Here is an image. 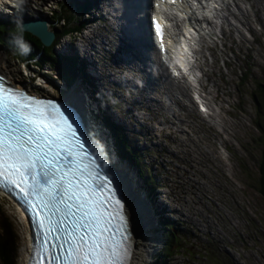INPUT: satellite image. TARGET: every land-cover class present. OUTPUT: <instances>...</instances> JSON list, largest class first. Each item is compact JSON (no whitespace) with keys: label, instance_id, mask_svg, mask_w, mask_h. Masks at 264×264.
<instances>
[{"label":"rangeland","instance_id":"rangeland-1","mask_svg":"<svg viewBox=\"0 0 264 264\" xmlns=\"http://www.w3.org/2000/svg\"><path fill=\"white\" fill-rule=\"evenodd\" d=\"M21 1L28 5L32 0ZM53 1H55L54 5L51 0H42L37 7L31 6L21 11L29 17L30 15L40 17L39 15L42 13L43 17L40 18L48 20L52 29L54 27L60 28L61 25H65V21L61 19L53 22L52 16L56 12L60 13V4L63 1ZM84 1L92 5L94 2L93 0H78L76 2L77 9L70 5L73 3L70 0L63 2V4L70 5L69 11L72 10L74 16L72 25H81V30L63 36L55 50L61 55L78 54L82 63L81 68L84 70L85 67V72L95 81L92 84L93 89H96L94 90L95 93L89 92V88L83 85L81 79H77L73 84L74 87H69L53 69L47 67L40 69L32 64L17 67L7 54L0 53L10 60L18 77L15 81L24 82L25 86L34 92H46L60 99H66V92L73 95L77 94V96L87 94L89 98L87 100H90V107H92L91 111L93 106L96 107L91 99L93 101L95 99L101 100V96L105 99H102V104H99L101 111L98 116L101 119L94 118V126L97 128L99 125L101 138L104 141V145L100 144L103 153L105 154L107 149L112 154H110L111 157L113 155L116 157L122 168H128L131 172L138 171L135 166L122 160L119 155L117 156L116 152L114 154L115 147L116 151H119L117 148L118 139L111 126L112 123H115L118 127V134L123 137L124 144L133 147L140 156L145 178L150 175L153 180L154 197L150 195L144 181L137 179L141 183H139V189L143 192L141 194L150 199L154 212L155 208L158 209L159 207V211L163 213L159 212L161 221H158V226L151 227L149 230L150 233H153L152 237L156 246L155 257L151 258L149 263L264 264V202L259 192L262 145L260 141L261 132L256 127L260 115L257 99L260 102L264 101V90L262 91L260 87L264 86L261 84L264 82V21L262 22L257 17V15L264 17V8L260 3L262 2L264 5V0H247L244 2L246 5H243V1L239 3L238 0L239 17L236 16V18L240 23L244 21L241 25L247 27L240 25L231 27L230 29H235V31L232 37L229 38L228 36L225 41L226 46L222 43L213 50L214 57L215 55L218 57L215 58V63L213 60L208 61L209 71L212 74V77L211 75L208 76L211 78L209 87L211 85L212 88L214 83L222 85L221 91L215 86L214 88L228 102L221 103V105L229 114L222 112L219 105L213 107L214 102H212L215 113L216 110L218 111L217 118L214 117L216 119L206 116L204 118L203 115L201 118L197 111V105L193 106L181 100L182 97L180 99L168 98L167 93L164 92L165 89L163 90L162 87H174L175 84L172 79L167 78L166 74L161 75L159 73V76L150 74L149 76L153 75L159 78L158 81L162 83V87L155 89L154 82L152 83L153 86L146 88L145 86L148 84L142 82L138 75L143 77L146 71L144 73L137 71V68L144 67L145 63H136L135 60L129 59V54L128 56L119 55L120 49L122 52L128 51L130 53V51L126 46H123L125 44L123 41L117 40L116 34H111V25L106 24L99 27L96 23L90 24L92 21L90 16L93 17L95 14L97 17L96 10L88 8L89 14L84 13L83 17L80 15L82 8L85 7ZM253 4L260 5L262 11L256 14L251 6ZM64 9V13L67 14L68 10ZM243 11L246 13L250 11L252 17L245 18L241 14ZM241 16L243 17L241 18ZM246 20H250L253 29H255L254 36L250 33L249 24ZM236 23L238 25L237 21ZM232 25L231 23L230 26ZM83 28L84 30H82ZM236 28L240 29L241 32L237 31ZM87 35H90L91 39ZM118 47L121 48L118 50ZM98 59L100 61L102 59L104 62L100 69L96 64ZM122 64L128 66V70L121 72L119 68L123 66ZM89 65L95 70L89 69ZM154 66L155 69L156 65ZM211 66L213 67L211 68ZM35 75L39 76L36 80L33 79ZM160 75L163 78H160ZM154 81L156 80L154 79ZM181 84L182 88L180 89L182 90L183 86L185 88V84L183 82ZM221 112L224 116L219 114ZM182 115L185 118L179 121ZM175 120L177 123L173 125L172 122ZM229 121L234 125H229ZM163 122L168 125L161 126ZM196 122L202 127H197L200 128L199 133L196 131L197 128L195 129ZM207 122H210L208 123L209 126L211 124L223 136L219 139L216 138ZM181 129L187 130L185 137H183ZM211 130L212 132H209ZM207 136H211L213 139ZM201 137L204 141L203 148L211 151L212 143L208 142V144L206 141L208 139L213 141L218 150V153L214 154L222 153L224 157L222 170L218 167V164L221 163L218 159L210 162L205 156L198 153L199 150L195 143L189 140L193 138L198 141ZM228 143L229 145H227ZM195 156L202 158V166L196 164L195 167H192V159H195ZM211 157L214 158V155L211 154ZM116 166L119 169V165ZM121 177L123 178L122 175ZM137 191L139 194V190ZM0 202L4 205L7 214L13 219L18 232L17 247L14 250V264L15 257L16 264H26L27 259H25L24 252H27V248L29 249V229L11 202L2 196H0ZM167 218L174 222L173 231L179 240L181 237L180 245L171 250L172 257L170 259L164 256L163 251L166 248L161 250L162 245L164 246L165 242L170 239L164 235L169 230L163 229L165 227L162 226V219L164 221ZM140 243L138 240V244Z\"/></svg>","mask_w":264,"mask_h":264},{"label":"snow or ice","instance_id":"snow-or-ice-1","mask_svg":"<svg viewBox=\"0 0 264 264\" xmlns=\"http://www.w3.org/2000/svg\"><path fill=\"white\" fill-rule=\"evenodd\" d=\"M153 26L163 43L161 25L153 20ZM32 30L52 39L42 23ZM0 190L25 209L37 264H128L126 202L84 119L71 105L33 96L3 74Z\"/></svg>","mask_w":264,"mask_h":264},{"label":"bare ground","instance_id":"bare-ground-1","mask_svg":"<svg viewBox=\"0 0 264 264\" xmlns=\"http://www.w3.org/2000/svg\"><path fill=\"white\" fill-rule=\"evenodd\" d=\"M0 1H2V0H0ZM51 1H52L53 5H54L55 1H53V0H51ZM138 1H142V0H138ZM242 1H243V5H246L244 2L247 1V0H239V3H241ZM187 2L190 4L188 6H191L193 4H196L197 0H187ZM260 3H261V6L264 8L263 3L262 2H260ZM250 4H251V2H250ZM251 6H252V8H254L256 14L262 11V7L260 5H258V4L257 5L253 4ZM217 8L219 9V12H218V18L219 19H217L215 22H213L214 25H216V32L213 33V30L211 29V31L209 33H206V32L203 33V34H206L207 37H208L207 41L204 39L206 45L203 43V41H202V39H200V37L199 38L197 37L196 34H194L192 36L193 40H191V41H189L188 38H186V37H181L182 40L185 42V46L183 44V46L181 48H180V45L178 43H176V40L179 39L178 37H175L172 34L168 38H167L168 35L165 36L164 42H165V44L167 46L166 49L169 50L170 57H171V64L173 66L172 69L170 67L169 68L166 67V69L168 70L167 73H166V76H167L168 79H173V80H176L177 82H174V84H175L174 87L173 86L172 87L171 86L170 87H168V86L162 87V83H160L158 80L155 81V89H157L159 87H162L163 90L165 89L164 92L167 93V97L168 98L172 97L173 99H180V97H182L185 102H189L193 106L196 104L197 107H202L201 108V112L198 111V113H200L199 115H201V117L203 115L204 118H205V116L209 117V118H211V117H213V118L216 117L217 118L218 111L216 110V113H215V110L212 108V102H214L213 103V107H214V105H217V106L219 105L220 106L219 108H221L222 112L229 114V112L226 109H224L223 106L221 105V103H226L227 102L226 98L223 95H219V93L214 88V86H215L218 90L221 91L222 90V85H219L218 83H214V86L212 88H211V85L209 87V83L211 82V80H210L211 78H209L208 76L211 75V77H212V74L209 71L210 70V66H209V62L208 61L209 60H213V63H215V58H218V57H216V55H215V57L213 55L214 54L213 53L214 52L213 51V46L217 47L218 46L217 45L218 40L221 39V38H222L221 42L226 46L225 41L228 39V36H229V38L232 37L233 33L235 31V29L231 30L230 29L231 27H234L235 25L236 26L240 25L241 27H247V26H245V25L242 26L244 21H241L242 23H240V21L236 18V16L239 17V15H238L239 14L238 0H219V4H218L217 0H212V3L210 5L204 7V8L198 7V5H196L194 7H187L185 10H182L181 8H176V9H174V13L172 15V17L174 15H176V14L181 16V17H184L189 23H192L193 20H195V23H198L199 19H197V16L201 15L202 19H200V21L205 23L207 21V17L209 15H212L217 10ZM234 11H236L237 13L234 12ZM86 14H89V12H86ZM234 14H235V16H234ZM241 14H243L245 18H251L252 17L251 16L252 14L250 13V11H247V13L245 11H243ZM231 15H233V16L231 17ZM10 17H13L15 19L18 18L17 15H13V16H10ZM242 17L243 16H241V18ZM257 17L262 22L264 21V17L263 16H258L257 15ZM245 18H244V20H245ZM236 21L238 22V25H237ZM246 21L249 24L248 29H249L250 33L254 36L253 32H254L255 29H253V26H252L250 20H246ZM175 22H177V20H176L175 17H173V19L171 20V23H170V21H167V23L169 25H167L166 27L168 28V27L173 26V24H175ZM203 23H201V26L203 28L204 27H208V25H205ZM231 23L233 24L232 26H230ZM258 23H261V22L258 21ZM193 24L194 23H192V27H194ZM210 24H212V21L210 22ZM113 27L114 28L116 27L115 24H114ZM144 27L146 29V24H144ZM236 30L240 31V29L238 30L237 28H236ZM121 32H122V35L125 36V37H127V35H131V30H128V29H123V31H121ZM87 36H89L90 39H91L90 35H87ZM142 36H144V30L137 31V39L136 40H139ZM226 36H227V38H226ZM94 38H96V37H94ZM138 46L141 48V51H140V49L138 47H135L133 52L136 55H138V58L139 57L142 58L143 55H145V51L142 50V45H138ZM190 47H192V48L189 51V53L191 55L196 54V56L193 59L188 58L187 51H188V49ZM120 48L121 47H118V50ZM146 48H147V46H146ZM148 48H149V53L151 55L155 56V59L157 58L159 66L163 67V61L161 60V58H162L161 55H159L156 52L155 48L151 44L148 45ZM71 56H73V55H71ZM118 58H119V56H118ZM114 59H115V56H114ZM124 61H126V60H124ZM98 62L100 64L104 63L102 59H101V61L98 59ZM108 64H110V63H108ZM125 64H127V63L125 62ZM132 64H133V62H132ZM147 66L152 68V65L150 63L147 64L145 67H147ZM212 67L213 66H211V68ZM88 68L95 70V68L91 67L90 65H89ZM137 69H139V68H137ZM170 69L172 71H176V72H169ZM0 71L6 77H8L13 84L20 86V88L27 87V86H25L24 82L15 81L16 79H18V77L16 75V72L13 70L12 65L10 63V60H8V58H6V56L4 54H0ZM213 73H214V71H213ZM172 74H173V76H172ZM131 75H132V73H131ZM96 76H97V74H96ZM143 77L146 78L145 76H143ZM149 79H150V77L148 76V80ZM103 81H102V83H103ZM136 82H137V80H136ZM182 82L185 84V88L183 86V89L181 90L180 89V84ZM89 89H91L92 91L94 90L92 86ZM172 89H173V93L171 94ZM166 90H168V92H166ZM214 91H215V93H214ZM42 93L46 94V92H42ZM65 98L70 103H72L74 105H77L79 107V109L84 113L85 117L89 121L88 122L89 127H92L91 133L95 136V138L97 139L99 144L104 145L103 138H101L102 135H101V132L99 130V125H98L97 128L94 126V124H95L94 118L101 119L98 116V115H100L101 109H98V113H97V107L93 106V110L91 111L92 107H90V100H87V98H88L87 94H84V96H83V94L77 96V94L73 95L71 93H67L66 92ZM195 100H196V102H195ZM161 106L164 107V105H162V104H161ZM219 108L217 107L218 110H219ZM222 112L219 113V114L224 116ZM214 114H216V115H214ZM174 116H176V114H174ZM195 117H196V115H195ZM184 118L185 117L182 115L181 118L179 119V121H181ZM216 118H214V119H216ZM105 119H106V117H105ZM223 119H225V118H223ZM176 121L177 120L172 122L173 125H175L177 123ZM116 123H117V121H116ZM208 123H210V122H207V125L209 126ZM166 125H168V124L163 122V124L161 126H166ZM229 125H234V123L229 121ZM235 125H236V123H235ZM197 127H200V126L197 125V122H196L195 129ZM209 127L213 130L212 134L216 138L219 139V138H221L223 136V135H221V133H218V130L215 127H213L211 124H210ZM200 128H202V127H200ZM200 128H197L196 131L198 132V130ZM212 130L209 131V132H212ZM181 131L183 132V135H184L183 137H185V134H187L185 132H187V130L186 129H184V130L181 129ZM207 137L213 139L211 136H207ZM224 139H227V138H224ZM182 140H180L181 143H182ZM189 140H191L192 142L195 143L196 148H198V150H199L198 153L203 155V156H205V158L210 160V162H211V160L214 161V159H218L221 162L220 164H218V167H219V169L222 170V168H221L222 167V159H224V157L222 156L221 152L218 155L214 154L216 152L218 153V150L215 147V144L213 143V141L211 142L208 139L206 140L207 143L208 142L210 144L212 143V145H211L212 149H210L211 151H209L207 148L205 149V148L202 147V144H204V141L202 140V137L198 141L196 139H193V138H191ZM223 144H224V141H223ZM186 145L189 146L188 144H186ZM227 145H229V143ZM103 147H105V146H103ZM108 148H110V147H108ZM220 151H221V149H220ZM105 154H106L105 158H109V160L113 164L120 166V164L117 161L116 157L114 155H113V157H111L110 156L111 153H109V151H107V149L105 150ZM211 154L214 155V158L211 157ZM191 155H194V154L191 153ZM202 163H203L202 158H200L198 156H195V159H192V165H193L192 167H195L196 164L202 166L203 165ZM120 173L122 174V176L124 178V179L122 178L120 180V183L122 184V186L124 188V191H125V194H126V197H127L126 207H127V211H128V214H129L130 221H131V228H132V233H133L131 244L134 246V251L132 253L131 264H151L149 262H150L152 257H155V254H154L155 252L154 251H155V247L156 246L154 245V238L152 237L153 233H150L149 230H151V227L154 228V227L158 226V220H157L158 217L155 214L154 209H152V207L149 206V204H150L149 200L150 199H148L147 196L141 194V193H143L139 189L141 183L135 178V176H133L132 172L128 168H124V167L122 168L121 167ZM137 190H139V192H140L139 194L141 195L142 198L138 194ZM205 190L208 191V189H206V188H205ZM199 198H201V197L199 196ZM212 200H214V199H212ZM196 206H197V204H196ZM150 207H151V209H150ZM198 211H200V210H198ZM160 212L162 213V211H160ZM25 226L27 227V229H29V224L28 223H25ZM148 227H150V228H148ZM29 232H30V229H29ZM138 240L141 242L140 244H138ZM24 256H26L25 259H27V260L30 257V251H29L28 248H27V252H24Z\"/></svg>","mask_w":264,"mask_h":264},{"label":"trees","instance_id":"trees-1","mask_svg":"<svg viewBox=\"0 0 264 264\" xmlns=\"http://www.w3.org/2000/svg\"><path fill=\"white\" fill-rule=\"evenodd\" d=\"M70 5L72 7L78 8L76 4L77 0H70ZM85 7L81 10L80 15L83 17L84 13L87 12V9L90 8V4L86 1ZM66 5V6H65ZM70 5L62 4L60 13L56 12L55 16L52 18L54 21H60L61 19H65V25H61L60 28L54 27V31L56 33V39L54 43L50 47H46L43 45L42 41L32 35L31 33L24 31L21 27L23 20L21 18H13L8 16L0 15V53H5L9 56V58L14 61V63L19 67V65H28L31 63V60H35L36 66L40 69L50 68L57 72V76L61 78V80L66 83V86H73V84L77 81V79H81L83 81L84 86H88L87 83L90 84L88 80V76L84 70L81 68L82 63L77 54H73V56L69 55H61L59 54L55 48L61 41L62 37L68 34H71L74 31H79L81 25L73 26L72 25V10L69 11ZM66 8L68 13L65 14L64 11ZM73 9V8H72ZM77 12V11H75ZM43 17V16H40ZM31 61V62H30ZM92 84V83H91ZM264 85V82H261ZM262 91L264 90V86H260ZM102 97V96H101ZM258 102V111L260 113L259 119L257 120V129L261 132V145H262V162L260 166V175H259V192L261 193L263 202H264V101ZM107 121V119H106ZM108 123H110L108 121ZM112 130L114 131V135L117 140V148L118 155L122 158V160H129L133 165H135L142 176V179L146 180V186L154 189V184L152 178H145L143 174V168L141 166L140 156L136 153V150L130 145L124 144L123 137L118 134V127L115 123L111 124ZM119 135V137H118ZM150 176V175H149ZM162 226L169 230V232H165V237L168 236V241L165 242L163 246L166 248L164 252V256H167L168 259L172 257L173 248L176 249L177 245H180V240L174 233V222L172 220L166 219L162 223ZM171 231V232H170ZM17 236L18 232L16 229V225L5 210L4 205L0 202V264H14V256L17 247ZM164 259V258H163ZM166 259V260H168ZM16 264V257H15Z\"/></svg>","mask_w":264,"mask_h":264},{"label":"clouds","instance_id":"clouds-1","mask_svg":"<svg viewBox=\"0 0 264 264\" xmlns=\"http://www.w3.org/2000/svg\"><path fill=\"white\" fill-rule=\"evenodd\" d=\"M94 2H93V5L92 4H90L89 2H87L88 4H90V9H93V10H95V8H96V5H95V2H96V0H93ZM118 22V21H117ZM116 21H115V30H116V33L117 34H119V33H122L121 32V30L119 29V24L117 23ZM129 30V29H128ZM218 47V46H217ZM217 47H214L213 46V50L215 49V48H217ZM142 50H144L145 51V55H143V57L141 58V57H139L138 58V55H136L135 53H134V55H135V59H136V62H139V63H145V66L147 65V64H151L152 65V68L151 67H149V66H147V67H141V68H143V73L145 72L146 74H144L143 76H145L146 78V80L148 79V76L150 75V74H154L155 73V69H153L154 67V65L156 64V61L157 60H152V58H153V55H151L150 53H149V48H142ZM140 51H141V48H140ZM196 56V54H193V58ZM149 57V58H148ZM154 64H152V63ZM141 68H139L138 69V71L141 69ZM147 69V70H146ZM148 70H150V71H148ZM141 72V73H142ZM148 75V76H147ZM150 77V79H152V78H155V76H153V75H151V76H149ZM114 154H115V152H114ZM117 156H118V151H117ZM125 161H127L129 164H131L132 166H135V165H133L129 160H125ZM112 165H113V168H115L116 170H117V172L118 173H120V171H121V166H119V169L117 168V166L115 165V164H113L112 163ZM136 167V166H135ZM137 168V167H136ZM124 179V178H123ZM150 204H151V201L149 202ZM15 207V206H14ZM151 207H152V204H151ZM152 209H153V207H152ZM20 217H21V219L25 222V223H28L27 222V220L26 219H24L21 215H19ZM157 216H158V214H157ZM158 221H161V217H160V215L158 216V219H157ZM162 222H164L163 221V219H162ZM29 229H30V226H29ZM161 232H162V229H161ZM163 235V234H162ZM164 243V241L162 242V244ZM28 245H29V251H30V254H31V248H32V245H33V239H32V233H29L28 234ZM162 249L161 250H163V245H162V247H161ZM182 249H185L184 247H181ZM155 252V251H154ZM158 253H159V251H158ZM205 253V252H204ZM155 254V253H154ZM206 254V253H205ZM154 257H152V259H153ZM151 259V260H152ZM165 264H167V262L165 263Z\"/></svg>","mask_w":264,"mask_h":264},{"label":"water","instance_id":"water-1","mask_svg":"<svg viewBox=\"0 0 264 264\" xmlns=\"http://www.w3.org/2000/svg\"><path fill=\"white\" fill-rule=\"evenodd\" d=\"M37 22L42 23V24H44L47 27V32L52 37L51 40H46V39L45 40H42L41 38H39L37 35H35L33 33L32 26L34 24H36ZM21 27H22V29L24 31H27V32L31 33L32 35L38 37L42 41L43 45L46 46V47H50L53 44V42L55 41V39H56V33H55V31L51 30L50 23H49L48 20H45V19H42V18L25 19L23 21V23L21 24ZM64 102H66V101L64 100ZM120 176H121V173H120ZM149 206H151V204H149Z\"/></svg>","mask_w":264,"mask_h":264}]
</instances>
